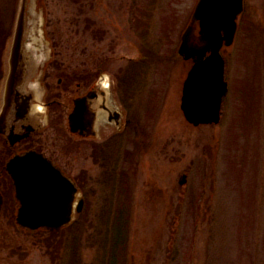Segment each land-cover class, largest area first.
<instances>
[{"label": "rangeland", "instance_id": "374dc122", "mask_svg": "<svg viewBox=\"0 0 264 264\" xmlns=\"http://www.w3.org/2000/svg\"><path fill=\"white\" fill-rule=\"evenodd\" d=\"M21 1L0 0V79ZM197 1L28 0L31 56L48 66L30 114L56 103L20 145L56 158L84 205L62 230L29 232L7 202L0 264H264V0H246L223 49L221 121L198 126L181 108L191 62L174 55ZM92 76L121 127L100 120L97 138H81L68 113ZM8 151L0 135L2 162Z\"/></svg>", "mask_w": 264, "mask_h": 264}, {"label": "water", "instance_id": "95a60500", "mask_svg": "<svg viewBox=\"0 0 264 264\" xmlns=\"http://www.w3.org/2000/svg\"><path fill=\"white\" fill-rule=\"evenodd\" d=\"M27 2L22 0L11 50L5 105L0 110L1 131L12 142L44 125L43 120L29 124L25 119L35 99V90L30 82L37 78L46 64L31 56L33 50L25 45L29 35ZM242 10L243 0H200L192 22L184 32L180 52L186 58L192 57L195 63L185 83L182 108L188 120L195 125L220 120L222 100L228 92L221 48L224 43H233L237 31L236 19ZM198 21L200 34L196 33ZM85 98L76 100L70 124L73 131L91 135L95 133V112ZM43 117L40 113L39 118ZM13 124H16L14 128ZM8 168L14 178L17 198L21 201L18 222L22 226L31 230L61 229L72 221L78 186L51 160L36 151H28L15 156ZM2 204L3 196L0 193V210ZM82 206L83 200L78 210Z\"/></svg>", "mask_w": 264, "mask_h": 264}, {"label": "flooded vegetation", "instance_id": "af4514ba", "mask_svg": "<svg viewBox=\"0 0 264 264\" xmlns=\"http://www.w3.org/2000/svg\"><path fill=\"white\" fill-rule=\"evenodd\" d=\"M83 95H87L89 96V98L91 99L92 102H94L95 104H97L98 106H100V108H103V107H106L108 106L106 104V96H105V93H104V90L102 89L101 87V81L98 80V81H94L93 79L90 81L88 87L85 89V91L83 92ZM56 101V100H55ZM55 101H51V100H47V102L45 101L44 99V103L46 104L44 109L42 110V112H44L43 116L44 117H47L48 119L49 118V115H48V112L51 111L52 109V104L55 105ZM41 113L40 111L36 112L35 114H28L26 115L25 119L27 118V121L29 122V124H36L37 121L41 120L39 118L40 114ZM107 122V120H106ZM109 123H115L118 127H121V125L119 126L115 121H108ZM16 126V124H13V128ZM23 126V125H22ZM21 127V126H20ZM19 127V128H20ZM38 131V129H35L34 132ZM32 135V134H31ZM30 135V136H31ZM29 138V137H28ZM26 138V139H28ZM24 139V138H23ZM26 139L20 141V142H16L15 144L11 141V144H9L8 142V146H9V151L7 153V158H6V161L13 155L25 150V149H29V148H26L25 147H21V143H23ZM21 144V145H20ZM30 148H34V147H30ZM40 151V150H39ZM50 156V155H49ZM51 157V156H50ZM54 159V157H51ZM56 160V158L54 159ZM5 162L2 163V161L0 160V173H1V181H2V178L3 176L6 174V170H5ZM57 162H59L58 160H56ZM61 164V163H60ZM62 165V164H61ZM62 167L66 170V168L62 165ZM67 171V170H66ZM7 180V179H6ZM9 182V180H7ZM15 206V205H14ZM17 209V207H16ZM15 209V210H16Z\"/></svg>", "mask_w": 264, "mask_h": 264}, {"label": "trees", "instance_id": "16d2710c", "mask_svg": "<svg viewBox=\"0 0 264 264\" xmlns=\"http://www.w3.org/2000/svg\"><path fill=\"white\" fill-rule=\"evenodd\" d=\"M56 232V231H55Z\"/></svg>", "mask_w": 264, "mask_h": 264}]
</instances>
